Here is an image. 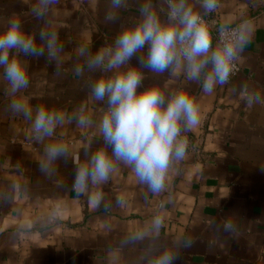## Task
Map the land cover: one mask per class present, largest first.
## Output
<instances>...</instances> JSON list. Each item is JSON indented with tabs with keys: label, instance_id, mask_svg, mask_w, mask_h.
Listing matches in <instances>:
<instances>
[{
	"label": "crops",
	"instance_id": "0c3cea01",
	"mask_svg": "<svg viewBox=\"0 0 264 264\" xmlns=\"http://www.w3.org/2000/svg\"><path fill=\"white\" fill-rule=\"evenodd\" d=\"M145 3L167 21L172 0H124L119 8L111 0H58L40 17L33 11L39 0H0V26L18 16L26 32L37 40L42 31L54 34L58 46L56 57L43 43L44 55H21L30 78L15 97L0 75V264H154L165 250L176 256L174 264H264V0H218L212 13L189 0L218 25L250 32L238 72L212 94L182 68H145L146 49L131 58L144 73L138 91L183 88L200 109L199 126L181 134L186 157L173 161L162 192H152L114 156L107 182L85 192L73 186L79 164L98 149L112 154L99 130L106 100L92 96L102 70L87 67L88 55L112 46L142 18ZM12 99L25 102L33 117L44 105L63 122L41 139L31 119L10 109ZM80 116L89 122L81 125ZM51 143L66 151L45 170ZM97 192L102 200L93 208L89 198Z\"/></svg>",
	"mask_w": 264,
	"mask_h": 264
},
{
	"label": "clouds",
	"instance_id": "9594fccd",
	"mask_svg": "<svg viewBox=\"0 0 264 264\" xmlns=\"http://www.w3.org/2000/svg\"><path fill=\"white\" fill-rule=\"evenodd\" d=\"M39 2L40 6L33 10L38 17L58 0ZM111 2L114 8H119L124 0ZM200 6L204 13H212L218 0H200ZM139 11L142 18L135 25L123 28L112 46L88 55L87 67L102 70L92 84V96L97 101L106 100L107 109L99 122V130L105 143L111 146L112 154L98 149L88 161L78 165L73 186L80 192L87 191L90 184L107 182L113 170V156L131 167L138 180L152 192H162L173 161L186 157L188 141L182 137V131H193L200 124L199 105L186 89L166 95L154 85L138 91L144 73L129 63L134 55L146 49L141 58L145 68L155 73L182 68L187 80L201 82L203 92L212 94L217 85L229 82L233 61L243 51L250 35L245 26L233 38H224L228 30L224 26L219 29L221 39L214 43L210 24L189 0H172L166 22L161 21L149 3ZM42 43L48 55L56 57L58 46L54 34L42 31L37 40L24 30L15 15L0 26V75L7 81L13 97L29 85V72L21 55H44ZM79 54L85 55L86 50L81 48ZM76 71L79 74L83 69L78 67ZM10 109L31 119L41 139L51 137L57 124L63 122L62 114L44 105L35 109L33 117L32 110L21 99H12ZM88 122L86 117H79L81 125ZM65 151L60 144L46 145V159L41 167L47 170ZM101 200L102 193L97 192L90 196L89 204L95 208ZM155 224L159 226L160 220L156 219ZM231 227L228 223L225 230ZM175 259L171 251L165 250L155 257L154 264H174Z\"/></svg>",
	"mask_w": 264,
	"mask_h": 264
},
{
	"label": "built area",
	"instance_id": "2783aa9c",
	"mask_svg": "<svg viewBox=\"0 0 264 264\" xmlns=\"http://www.w3.org/2000/svg\"><path fill=\"white\" fill-rule=\"evenodd\" d=\"M205 19L208 21V23L210 24L211 28H212V32H213V37H214V41L218 42L221 39V34L219 29L221 27H224V25H218L216 20H211V19H207L205 17ZM226 28L228 29L225 34H224V38H228L231 39L233 38L235 35L239 34V29L237 26L232 25V26H226ZM239 70V63L237 58L233 61V72H232V76H234ZM230 77V78H231Z\"/></svg>",
	"mask_w": 264,
	"mask_h": 264
}]
</instances>
